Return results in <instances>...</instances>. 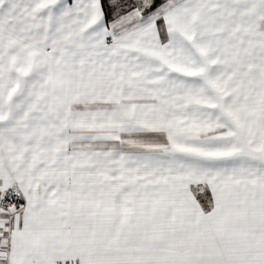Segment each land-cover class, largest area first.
I'll return each instance as SVG.
<instances>
[{
	"label": "snow or ice",
	"instance_id": "obj_1",
	"mask_svg": "<svg viewBox=\"0 0 264 264\" xmlns=\"http://www.w3.org/2000/svg\"><path fill=\"white\" fill-rule=\"evenodd\" d=\"M0 264H264V0H0Z\"/></svg>",
	"mask_w": 264,
	"mask_h": 264
}]
</instances>
